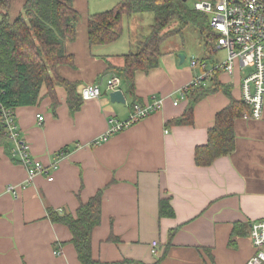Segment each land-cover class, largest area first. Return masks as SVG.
I'll list each match as a JSON object with an SVG mask.
<instances>
[{"label": "crops", "instance_id": "1", "mask_svg": "<svg viewBox=\"0 0 264 264\" xmlns=\"http://www.w3.org/2000/svg\"><path fill=\"white\" fill-rule=\"evenodd\" d=\"M24 1H11V19ZM73 6L78 11L76 33L66 41L72 61L56 66L54 73L75 83L78 95L88 83L99 85L101 94L82 100L72 111L63 86L54 85L52 106L43 84L34 104L14 109L19 138L29 154L43 165L59 159L51 181L44 174L28 179L12 142L7 149L0 143V264H80L70 230L52 222L49 212L74 214L98 190L101 213L91 234V255L101 264H245L253 253L250 223L264 217V103L259 119L235 118L232 152L206 166L194 160L215 114L231 100H241L239 65L231 74L215 68L227 57L215 48V40L203 41L197 66L191 63L193 56L185 62L186 50H163L164 39L158 64L134 73L135 101L147 105L160 100L161 106L93 146L110 119L123 121L131 112L134 99L118 68L123 55L137 47L139 39L131 32L151 22L149 15L148 22L142 21L147 12L124 15L116 40L90 44L87 20L94 12L88 0H73ZM148 32L143 29L142 34ZM179 52L185 55L181 64ZM216 52L222 53L221 60ZM213 73L211 81L207 77ZM111 77L119 79L124 103L110 100ZM200 77L213 90L195 102L191 123L176 124L173 120L188 103L181 93ZM37 113L43 115L41 123ZM160 199H168L171 215L159 213Z\"/></svg>", "mask_w": 264, "mask_h": 264}, {"label": "trees", "instance_id": "2", "mask_svg": "<svg viewBox=\"0 0 264 264\" xmlns=\"http://www.w3.org/2000/svg\"><path fill=\"white\" fill-rule=\"evenodd\" d=\"M11 1L0 0V119L6 108L14 110L18 106L34 104L43 84L52 106L56 104L54 85L58 84L67 91L69 108L76 110L82 99L75 92V83L54 73L56 66L72 61V55L66 51V41L72 40L76 33L78 11L73 0H25L22 11L14 19L9 15ZM144 12L152 14L149 32L140 36L135 50L123 55L124 64L118 68L126 92L134 99L131 105L138 103L135 101L134 73L137 70L148 72L158 64L162 54L160 44L164 39L181 33L188 25L199 29L202 35L207 30L206 38L212 42L217 36L209 25L208 16L188 5L187 0H118L111 8L88 16V42L106 44L116 40L122 33L123 16ZM172 22H176V26L166 29ZM214 75L207 78L212 81ZM212 90L202 80L184 88L183 96L186 94L188 103L183 114L173 122L191 123L193 105ZM246 111L248 106L242 100H231L228 106L215 114L214 123L207 130V142L195 148L197 165H209L234 150L233 123ZM10 141L0 123V143L7 149ZM101 194L102 190L96 191L76 208L74 214L49 212L52 222L64 224L70 230V242L80 264H101L91 255L92 230L100 222ZM159 213H173L168 199H160Z\"/></svg>", "mask_w": 264, "mask_h": 264}, {"label": "built area", "instance_id": "3", "mask_svg": "<svg viewBox=\"0 0 264 264\" xmlns=\"http://www.w3.org/2000/svg\"><path fill=\"white\" fill-rule=\"evenodd\" d=\"M192 6L208 16L209 25L217 34L214 41L215 48L226 51V60L215 68H221L231 74L234 63L237 61L242 71L241 100L248 106V111L244 112L242 117L259 119L264 103V0H197ZM191 63L194 64L195 61L192 60ZM201 78H196L192 82H199ZM118 84L117 77H111L107 81L108 88L111 90L118 89ZM100 94L101 89L95 83L83 84L79 92L82 100L97 98ZM173 103L176 104L177 100ZM160 106V100L147 105L138 103L132 105L127 119L123 121L110 119L106 131L95 137L92 143L100 144L106 141L110 135L148 116ZM36 119L38 123H41L43 115L37 113ZM0 123L14 143L12 152L26 168L28 179H32L37 174H44L47 180L51 181L52 169L57 167L59 158L55 159L51 165H43L29 154L28 146L19 138L14 110L4 109ZM63 153L64 150L58 151V157H61ZM249 237L253 253L245 264H264V217L250 223ZM152 244L150 251L154 253L156 242L153 241Z\"/></svg>", "mask_w": 264, "mask_h": 264}, {"label": "rangeland", "instance_id": "4", "mask_svg": "<svg viewBox=\"0 0 264 264\" xmlns=\"http://www.w3.org/2000/svg\"><path fill=\"white\" fill-rule=\"evenodd\" d=\"M117 1L118 0H88V9L90 12H98V11L106 10V9L111 8ZM195 1H197V0H187V4L192 6V4ZM145 15H149L147 17H149V22H151L150 20H152V14L150 12H147L146 14L142 15V17L144 18L142 21L148 22L147 19L145 18ZM126 17L127 16L122 18V26H123L124 22H126ZM136 17H140V16H136ZM128 22L133 23V24L135 23L132 20H129ZM208 22H209V18H208ZM146 24L142 25V28H140V31L138 29L136 30V28H135V30H133V32H131V35L134 36V38L139 39L140 36L143 35L142 34L143 29L147 30L149 28L148 26H145ZM175 26H176V22H172L166 29H169V28H172ZM204 32H205L204 35H202L201 32L199 31V29H197L193 25H188V26L184 27L183 30H181V33H176L174 36L172 35V36L167 37L166 40L162 43L161 48L163 50H167L168 48L172 47L173 50H175V51L186 50L187 52H186V61L185 62H188L190 57L193 56V59L196 62V65L198 66L199 63L201 62L200 60L202 59L201 49L203 48V41L206 39L208 31L204 30ZM139 33H141V35H139ZM215 56L219 60H221L223 58V55L220 52H216ZM237 65H238V63H237V61H235L234 67H235L236 71H237ZM236 71H235V73H236ZM124 129H126V128H124ZM124 129H122V130H124ZM91 143H92V141H91ZM12 144L14 146L13 142H12ZM94 145H96V144H93V146Z\"/></svg>", "mask_w": 264, "mask_h": 264}, {"label": "water", "instance_id": "5", "mask_svg": "<svg viewBox=\"0 0 264 264\" xmlns=\"http://www.w3.org/2000/svg\"><path fill=\"white\" fill-rule=\"evenodd\" d=\"M177 57L179 58V64L183 63L184 58H185L184 53L179 52V53L177 54ZM109 97H110V100H111L112 102H121V103H124V102H125V99H124L123 93H122V91H121L120 89L112 90V91L109 93Z\"/></svg>", "mask_w": 264, "mask_h": 264}]
</instances>
